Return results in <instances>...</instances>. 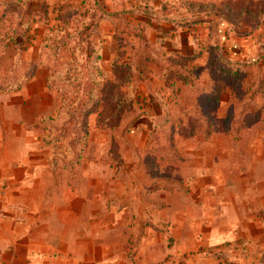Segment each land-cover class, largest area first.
Segmentation results:
<instances>
[{
  "label": "rangeland",
  "instance_id": "obj_1",
  "mask_svg": "<svg viewBox=\"0 0 264 264\" xmlns=\"http://www.w3.org/2000/svg\"><path fill=\"white\" fill-rule=\"evenodd\" d=\"M87 1L0 0L3 119L19 112L29 120L48 163L102 165L111 202L140 195L143 228L157 231L162 264H244L238 233L184 243L185 222L204 227L221 213L239 228L253 218L251 258L261 261L264 0L102 7L112 17L105 44L97 21L98 59L85 56L91 28L73 18L92 20ZM195 176L208 185H190Z\"/></svg>",
  "mask_w": 264,
  "mask_h": 264
},
{
  "label": "crops",
  "instance_id": "obj_2",
  "mask_svg": "<svg viewBox=\"0 0 264 264\" xmlns=\"http://www.w3.org/2000/svg\"><path fill=\"white\" fill-rule=\"evenodd\" d=\"M97 1L101 7L121 10L148 2ZM109 25L104 18L98 23L103 44L109 40V36L107 39L103 36L110 31ZM38 114H33V119ZM1 115L0 264H160L163 261L157 256V231L152 227L143 228L145 213L140 195L136 196L133 191L128 201L120 200L116 204L114 198V203L111 202L109 178H103L102 165L48 163L47 149L38 141L37 132L31 130L29 120L19 116V112L11 114L9 119ZM207 180L195 176L189 184L207 186ZM132 186L136 188L135 182ZM227 206L224 203L221 209ZM223 214L216 217L217 222H212L215 218L206 219L209 222L204 227L185 222L183 235L184 241H188L185 245L201 247L238 233L245 237L237 247L243 252L242 262L264 264V258L256 262L251 258L253 218L247 217L246 225L239 228L233 214L227 217ZM260 236L263 241V231ZM260 251L264 256V242ZM163 264H174V261L170 259Z\"/></svg>",
  "mask_w": 264,
  "mask_h": 264
},
{
  "label": "trees",
  "instance_id": "obj_3",
  "mask_svg": "<svg viewBox=\"0 0 264 264\" xmlns=\"http://www.w3.org/2000/svg\"><path fill=\"white\" fill-rule=\"evenodd\" d=\"M87 2H89L91 4V5H88V6L91 7V12L93 13L92 14L93 17H91L92 20L89 18L90 22H88L87 25H85V22H84L85 18H83V20H79V21H78V18H76V17H73V18H74V20H76L75 21V26L80 23L81 26H88L87 28H91V32L89 34L88 33L86 34V40H87L88 43H91V46L89 47L90 49H89V51L87 52V54L85 56L87 57V59L88 58H90V59H96L97 58L98 59L99 55H100V42L101 41L99 40L97 31H96L97 21L100 20V19H103V18L110 20L112 15L109 12H107L106 10H104L102 7L97 6V4H95L94 0H92V1L88 0ZM75 14H77V13H75ZM65 41H66V39L64 38L62 42H60V43L59 42H55V43H56V45H63L65 43ZM71 42L75 43L74 38H71ZM75 44H78V43L76 42ZM79 44H80V41H79ZM180 79L183 81V83L191 84L189 78H187L185 76L180 77ZM174 82L175 81H172L171 84L174 85ZM15 88L12 87V86H7L6 85L5 88H4L6 90L3 89V91L6 92V91L14 90Z\"/></svg>",
  "mask_w": 264,
  "mask_h": 264
}]
</instances>
